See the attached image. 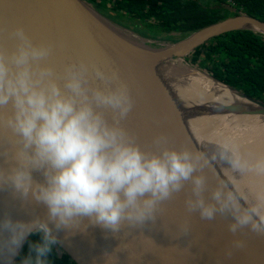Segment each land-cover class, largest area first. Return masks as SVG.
Listing matches in <instances>:
<instances>
[{"label":"clouds","instance_id":"1","mask_svg":"<svg viewBox=\"0 0 264 264\" xmlns=\"http://www.w3.org/2000/svg\"><path fill=\"white\" fill-rule=\"evenodd\" d=\"M7 35L16 43L12 50L0 45V130L14 148L10 156L7 148L0 153L9 165L0 166V190L11 188L47 210L46 217L27 222L0 218V234L7 233L0 239V257L8 264H14L12 257L30 235L40 241L29 243L21 264H51L49 253L58 239L50 225L57 231L99 226L115 235L125 227L154 222L160 204L186 183L189 213L198 212L209 221L218 214L230 216L228 231L234 237L245 229L264 236V205L245 202L219 177L209 198L205 196V169L213 171V161L225 162L235 172L264 173V158L249 164L227 141L218 143L211 156L185 145L176 149L168 146L163 133L153 138L154 151L143 150L136 134L121 123L133 98L116 69L78 60L60 74L46 63L53 54L52 42H33L23 26ZM33 172L43 179H35ZM179 229L186 235L190 225L185 221ZM245 246V240L235 238L225 255ZM126 247L105 253L104 264H113L114 253Z\"/></svg>","mask_w":264,"mask_h":264},{"label":"water","instance_id":"2","mask_svg":"<svg viewBox=\"0 0 264 264\" xmlns=\"http://www.w3.org/2000/svg\"><path fill=\"white\" fill-rule=\"evenodd\" d=\"M226 8L235 9L230 5ZM17 26H23L35 43H53V54L46 63L57 73L62 74L66 64L78 60L116 69L120 78L129 84L133 98V107L121 123L136 134L143 150L153 151L152 140L161 133L169 137V147L179 149L185 145L194 148L173 114L171 103L158 81L162 75L156 66L186 58L211 39L229 32L252 30L264 35V21L240 11L235 16L193 31L176 42L166 41L163 46L153 47L150 42L141 44L142 39L136 40L119 31L85 0H0V45L9 50L15 47V40L7 33ZM58 83L62 86V80ZM94 83L103 86L99 81ZM226 86L257 108L246 113L238 104H230L220 111L264 117V101ZM108 115L111 119L110 110ZM5 148L10 150V156L14 145L0 130V153ZM215 164L213 171L205 169L208 184L206 198H209L210 189L216 186L218 176L214 172ZM0 166H9L2 155ZM33 177L43 179L38 172H33ZM189 194L190 183H186L184 190L160 204L154 222L147 221L143 227H125L115 235L99 226L74 231H57L54 226L50 227L57 236V245L77 264H104V254L113 253L119 245L127 247L114 253L117 258L113 264H264V236L245 229L234 237L228 231L230 216L218 214L209 221L202 220L198 212L189 213L184 203ZM46 212L44 205L25 201L11 188L0 190V218L9 216L14 221L27 222L37 216L46 217ZM185 221L190 225V232L182 235L179 225ZM6 236L7 233L0 234V239ZM30 236L22 243L17 255L12 257L14 263ZM235 238L245 240L246 246L234 250L228 257L225 249ZM0 264H8V261L0 257Z\"/></svg>","mask_w":264,"mask_h":264},{"label":"bare ground","instance_id":"3","mask_svg":"<svg viewBox=\"0 0 264 264\" xmlns=\"http://www.w3.org/2000/svg\"><path fill=\"white\" fill-rule=\"evenodd\" d=\"M171 64L156 66L163 74L158 81L192 146L211 156L218 143L227 141L237 147L249 164L264 158V117L220 111L230 104H238L246 113L257 107L197 68L183 65L177 72L185 77H176L172 74L176 68ZM169 69L172 76L163 73ZM212 163H216V175L229 182L245 202L264 205V173L235 172L225 162Z\"/></svg>","mask_w":264,"mask_h":264},{"label":"trees","instance_id":"4","mask_svg":"<svg viewBox=\"0 0 264 264\" xmlns=\"http://www.w3.org/2000/svg\"><path fill=\"white\" fill-rule=\"evenodd\" d=\"M102 1L107 3L111 0ZM112 1L117 3L120 10L136 18L147 19L151 25L166 34L187 36L193 31L228 17L227 14H221L223 8L214 5L207 10L192 0L188 3L183 0ZM214 1L215 4L225 3L235 7L238 12L264 21V0ZM189 60L220 82L264 101V35L261 33L241 30L223 34L197 48ZM39 241L38 235H31L14 264H21L23 257L28 255L30 242ZM48 258L51 264H77L57 244L53 246Z\"/></svg>","mask_w":264,"mask_h":264},{"label":"rangeland","instance_id":"5","mask_svg":"<svg viewBox=\"0 0 264 264\" xmlns=\"http://www.w3.org/2000/svg\"><path fill=\"white\" fill-rule=\"evenodd\" d=\"M85 1L103 19H105L108 23H110L111 25H113L114 27H116L119 31H121L124 34H127V35L131 36L132 38H134L136 40L142 39L143 42L141 44L150 42L149 44H151V46H153V47L163 46L165 44L166 41L163 40V39H161L160 36L158 38L151 37L147 33L148 30H146L143 27L139 26L136 21H133V20L129 21V20H127L126 17L123 20H119L116 17L114 11L111 9L110 6L103 7L102 9H100L99 7H97V5L95 3V2H98V1H96V0H93V1L85 0ZM198 2L202 3L203 5H208V6H211V5L213 6V4H215L214 3L215 2L214 0H199ZM222 12L223 13H226L228 15V17L235 16V15L238 14V12H235V11L227 12V11L224 10ZM191 57H192V54H190L186 58L175 59V60L171 61V63H172L171 66L173 65V67L176 68V70L173 71L172 74L174 76L180 77V78L185 77V75H183V74H182V76H180V74H178V72H177L181 68V66H183V65L184 66H190L192 68H197L199 70H202L198 66L193 65L192 63H190V60L189 59H191ZM171 66H170V68H171ZM202 71L205 72L204 70H202ZM163 73L165 75H167V76L168 75L172 76L170 74V69H169L168 72L166 70H164ZM206 73H207V71H206ZM160 74L163 75L162 72ZM57 250L60 252V250L58 248H57Z\"/></svg>","mask_w":264,"mask_h":264},{"label":"flooded vegetation","instance_id":"6","mask_svg":"<svg viewBox=\"0 0 264 264\" xmlns=\"http://www.w3.org/2000/svg\"><path fill=\"white\" fill-rule=\"evenodd\" d=\"M91 1V0H89ZM98 2H95L97 7H99L100 9H102L103 7H107V6H110L111 9L114 11L116 17L119 19V20H123L125 17L127 18V20L131 21H136L137 24L141 27H143L144 29L148 30L147 33L151 36V37H154V38H158L160 36L161 39L165 40V41H171V42H176L180 39H182L185 35H180V34H166V33H162L160 32V29L159 28H156L155 26H153V24L151 25L150 22L147 20H142L140 18H136L134 17L133 15H130L122 10H120L117 6V3H115L114 1H110V2H103L102 0H96ZM188 1H191V0H183V2H187ZM194 2L197 1V3H199L202 7L206 8L208 10V8H213L214 5H216L217 8H223L222 11H227V12H230L232 10H229L226 8L227 4L225 3H221V2H218L217 4H213V6H208V5H203L202 3L198 2L199 0H192ZM235 8V7H234ZM221 11V14H226V13H223ZM235 12H238L237 10L234 9ZM141 24V25H140Z\"/></svg>","mask_w":264,"mask_h":264}]
</instances>
